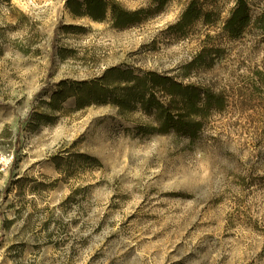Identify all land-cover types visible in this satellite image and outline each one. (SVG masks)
<instances>
[{"label": "rangeland", "instance_id": "obj_1", "mask_svg": "<svg viewBox=\"0 0 264 264\" xmlns=\"http://www.w3.org/2000/svg\"><path fill=\"white\" fill-rule=\"evenodd\" d=\"M169 0L136 26L73 16L66 0H0V264H264V0ZM129 11L147 0H117ZM110 67L225 97L193 143L145 134L138 111L48 106L60 83ZM58 165L56 166V162Z\"/></svg>", "mask_w": 264, "mask_h": 264}, {"label": "trees", "instance_id": "obj_2", "mask_svg": "<svg viewBox=\"0 0 264 264\" xmlns=\"http://www.w3.org/2000/svg\"><path fill=\"white\" fill-rule=\"evenodd\" d=\"M9 2L10 0H5ZM148 6L126 10L117 0H66V8L73 16L88 17L96 22L108 21L110 28L123 30L143 23L147 17L163 10L169 0H147ZM251 1L235 0L222 30L231 38L240 36L251 24ZM202 14L197 0H191L172 27L181 32ZM264 25V11L257 18ZM69 98L75 110L90 105L111 104L120 113L138 111L148 123L139 126L145 134H175L193 143L199 138L205 119L212 111H220L225 104L221 93H214L192 84H183L156 72L134 73L121 67L107 68L90 81L60 83L51 95L48 106L60 110ZM56 162V166L58 162Z\"/></svg>", "mask_w": 264, "mask_h": 264}, {"label": "built area", "instance_id": "obj_3", "mask_svg": "<svg viewBox=\"0 0 264 264\" xmlns=\"http://www.w3.org/2000/svg\"><path fill=\"white\" fill-rule=\"evenodd\" d=\"M13 161V155H2L0 157V163L5 165H10Z\"/></svg>", "mask_w": 264, "mask_h": 264}]
</instances>
